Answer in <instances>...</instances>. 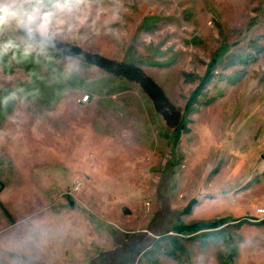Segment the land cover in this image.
I'll use <instances>...</instances> for the list:
<instances>
[{
  "label": "rangeland",
  "instance_id": "374dc122",
  "mask_svg": "<svg viewBox=\"0 0 264 264\" xmlns=\"http://www.w3.org/2000/svg\"><path fill=\"white\" fill-rule=\"evenodd\" d=\"M0 264H264V0H0ZM19 28L132 63L185 113ZM213 223L214 228H188Z\"/></svg>",
  "mask_w": 264,
  "mask_h": 264
},
{
  "label": "trees",
  "instance_id": "16d2710c",
  "mask_svg": "<svg viewBox=\"0 0 264 264\" xmlns=\"http://www.w3.org/2000/svg\"><path fill=\"white\" fill-rule=\"evenodd\" d=\"M18 32L21 37L32 42L39 43L46 49L56 51L62 55L74 57L86 64L95 65L113 76L121 77L129 82L137 84L150 98L154 110L162 117L168 128L172 129L175 133H179L186 128L188 119H186L185 113H183L180 108L175 106L170 101L159 84L149 75H147L141 67L132 63L119 62L109 59L99 53L90 52L71 43L63 42L58 39L44 36L36 32H31L26 29L19 28ZM1 189L2 186H0V191ZM0 208L5 214L8 216L10 215L1 202ZM186 227L207 229L214 228V224L194 223Z\"/></svg>",
  "mask_w": 264,
  "mask_h": 264
},
{
  "label": "flooded vegetation",
  "instance_id": "af4514ba",
  "mask_svg": "<svg viewBox=\"0 0 264 264\" xmlns=\"http://www.w3.org/2000/svg\"><path fill=\"white\" fill-rule=\"evenodd\" d=\"M140 241H142V238L138 240L130 239L129 242L122 243L120 247H123L124 250L121 253H113L110 256V264H131L135 252L142 245ZM99 264H108V262L105 259Z\"/></svg>",
  "mask_w": 264,
  "mask_h": 264
},
{
  "label": "water",
  "instance_id": "95a60500",
  "mask_svg": "<svg viewBox=\"0 0 264 264\" xmlns=\"http://www.w3.org/2000/svg\"><path fill=\"white\" fill-rule=\"evenodd\" d=\"M0 19H1V15H0ZM146 234V232L143 234V236H139L138 234H133L130 238L132 240H138V239H141L142 238V241H140V243H142V245L137 249V251L135 252L134 256H133V259L131 261V264H134V261H135V258L137 255L140 254L141 250L147 246L153 239H146L144 237V235ZM129 240L125 241V240H122L121 241V244L122 243H125V242H129ZM123 247H120V246H117V247H114L110 250H107V251H104L103 253H101L100 255H98L96 258H94L93 260V264H99L102 262V260H105L108 262V264H110V256L113 254V253H121L123 251Z\"/></svg>",
  "mask_w": 264,
  "mask_h": 264
},
{
  "label": "built area",
  "instance_id": "2783aa9c",
  "mask_svg": "<svg viewBox=\"0 0 264 264\" xmlns=\"http://www.w3.org/2000/svg\"><path fill=\"white\" fill-rule=\"evenodd\" d=\"M258 212L264 214V210L260 209V210H258Z\"/></svg>",
  "mask_w": 264,
  "mask_h": 264
}]
</instances>
